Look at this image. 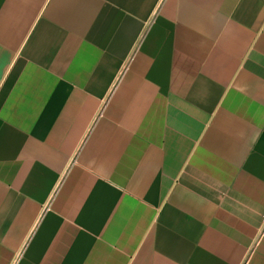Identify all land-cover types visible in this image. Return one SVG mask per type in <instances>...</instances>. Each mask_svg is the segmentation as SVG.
<instances>
[{
	"label": "crops",
	"instance_id": "0c3cea01",
	"mask_svg": "<svg viewBox=\"0 0 264 264\" xmlns=\"http://www.w3.org/2000/svg\"><path fill=\"white\" fill-rule=\"evenodd\" d=\"M0 264H264V0H0Z\"/></svg>",
	"mask_w": 264,
	"mask_h": 264
}]
</instances>
